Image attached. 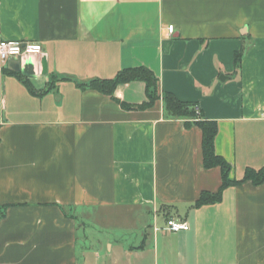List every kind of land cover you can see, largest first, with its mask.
<instances>
[{
    "label": "crops",
    "instance_id": "1",
    "mask_svg": "<svg viewBox=\"0 0 264 264\" xmlns=\"http://www.w3.org/2000/svg\"><path fill=\"white\" fill-rule=\"evenodd\" d=\"M0 39L42 47L0 73V264H264V182L194 206L221 185L200 129L137 108L142 81L85 86L148 68L241 180L264 167V0H0Z\"/></svg>",
    "mask_w": 264,
    "mask_h": 264
},
{
    "label": "trees",
    "instance_id": "2",
    "mask_svg": "<svg viewBox=\"0 0 264 264\" xmlns=\"http://www.w3.org/2000/svg\"><path fill=\"white\" fill-rule=\"evenodd\" d=\"M241 51L234 55L235 68L240 67ZM131 81H142L145 84L146 101L137 105L139 109H146L157 101L163 103L164 113L167 116L185 118L192 121L201 131V149L202 163L206 169L219 167L221 173V185L216 192L203 191L198 196L194 206L198 207L204 204L218 202L221 198L222 190L228 186L236 185L241 181L250 180L255 185L264 182V167L260 169L246 168L241 180L230 179L229 172L231 167L229 163L216 154L214 150V138L217 133V123L214 120H207L200 114L195 113L194 104L181 101L170 92L159 93L157 78L151 70L146 67H130L121 69L111 79H94L85 86L102 93L113 95L114 90L120 84ZM123 105V103L121 102Z\"/></svg>",
    "mask_w": 264,
    "mask_h": 264
},
{
    "label": "built area",
    "instance_id": "3",
    "mask_svg": "<svg viewBox=\"0 0 264 264\" xmlns=\"http://www.w3.org/2000/svg\"><path fill=\"white\" fill-rule=\"evenodd\" d=\"M167 30L169 33H172L173 26L168 25ZM41 50V44L36 41L0 39V73L7 66L9 60H18L24 55L39 53ZM193 109L195 113L199 114V108L196 105L193 106ZM188 228L189 226L185 221L170 218L167 219L163 230L168 232H177L180 230H187Z\"/></svg>",
    "mask_w": 264,
    "mask_h": 264
},
{
    "label": "rangeland",
    "instance_id": "4",
    "mask_svg": "<svg viewBox=\"0 0 264 264\" xmlns=\"http://www.w3.org/2000/svg\"><path fill=\"white\" fill-rule=\"evenodd\" d=\"M92 213H93V211H92ZM120 213H121V211H118V212L114 211V212H113V214L115 215V217H114V221H115V222H116V221H118V222H122V221H121L122 218H121V219H118V217L122 215V214L120 215ZM91 218H94V217H91ZM96 220H97V219H96ZM97 221H98V220H97ZM97 221H96V222H97ZM99 222H100V221H99ZM116 224H118V223H116ZM97 225H98V224H97ZM82 243H83V242H81L80 245H81ZM92 246H95V245L92 244ZM94 251H95V249L91 248V258H92L91 261H95V260H96V259L94 258ZM102 259H103V257H101V260H102ZM104 261H106V264H111V261H110V260H108V261H107V260H104ZM93 264H94V263H93Z\"/></svg>",
    "mask_w": 264,
    "mask_h": 264
},
{
    "label": "water",
    "instance_id": "5",
    "mask_svg": "<svg viewBox=\"0 0 264 264\" xmlns=\"http://www.w3.org/2000/svg\"><path fill=\"white\" fill-rule=\"evenodd\" d=\"M12 64H15V68H13L12 67ZM8 67L10 68V69H15V70H18L19 69V64H18V62L17 61H14V60H9L8 61Z\"/></svg>",
    "mask_w": 264,
    "mask_h": 264
}]
</instances>
